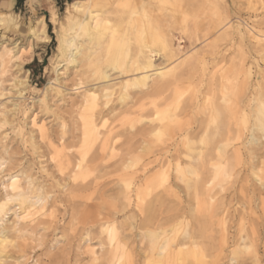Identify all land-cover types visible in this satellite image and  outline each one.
<instances>
[{
	"label": "rangeland",
	"instance_id": "1",
	"mask_svg": "<svg viewBox=\"0 0 264 264\" xmlns=\"http://www.w3.org/2000/svg\"><path fill=\"white\" fill-rule=\"evenodd\" d=\"M72 1L53 8L59 22ZM149 3L178 14L167 27L159 18L167 46L151 55L170 70L122 103L118 70L106 69L108 83L65 72L50 13L47 42L30 35L35 11L10 13L16 29L0 32V53L12 56L0 70V200L9 186L33 189L44 207L16 226L23 214L10 205L0 264H264V0ZM141 65L129 60L127 82L141 80Z\"/></svg>",
	"mask_w": 264,
	"mask_h": 264
},
{
	"label": "bare ground",
	"instance_id": "2",
	"mask_svg": "<svg viewBox=\"0 0 264 264\" xmlns=\"http://www.w3.org/2000/svg\"><path fill=\"white\" fill-rule=\"evenodd\" d=\"M160 8L156 7V4L155 6L150 4L149 0H74L66 5L64 11V19L61 22H59L57 18V14L54 11L55 9H51L49 22L57 26L56 29L58 44L56 48V56L61 57L64 62H66V67L64 69L65 72L72 69H76L77 72L75 70V73L79 74L82 72V74H84L83 72L90 71L91 73L89 77L92 76L93 79L96 80V78H94L95 76L97 77V80L99 82L108 83L110 81V78L107 75L106 69L111 68V70L113 71L118 70L120 75H125V81L122 85L124 93H122L123 96L120 101L121 103L125 102V100L129 98V88L141 87L144 90L148 89V85L149 83H151L150 81L155 82L157 79H162L167 75V71L169 72L170 70L169 64L160 68L158 66H155L151 57V55L158 54V51L155 48V44H157V42L162 40V42H160L162 44V47L166 48L167 46L168 32L162 30L164 29V27H159L160 24L158 20L159 18H165L163 20V26L165 27H167L169 20L174 19L175 22L179 20L175 17L174 13L176 12L169 13V10L166 9L162 11ZM177 15L178 14L176 13V16ZM17 20L18 17L13 14L0 13V32L1 30L16 29L18 25ZM46 28L47 26L44 17H38L30 27L31 37L37 39L40 42H47L49 40V37L46 33ZM131 42L134 43V45L131 44ZM170 47L172 48L171 44ZM132 58L136 59L138 63L142 64V67L141 69H139V72L137 74L138 76H141V80H133L131 82H127V63ZM176 58L177 57H175L174 59L178 60V58ZM11 60L12 56L10 55V50H6L5 52L3 51V53H0V70L3 69L4 66L7 65V63H9ZM137 75L132 74L131 77L136 78ZM49 86L50 83H47L44 90H46ZM222 87L221 101H226L225 98L229 95V93L226 87ZM219 111L220 110L217 108L215 111H213L214 113L212 114H215L213 115V119L216 120V118L220 114ZM229 114V121L230 123H232L234 114L232 108L230 109ZM212 122L214 121L212 120ZM228 132V137L225 141L216 143V153H222L223 151L225 152V150L227 151V148L230 145L229 143L232 135L231 130H229ZM193 140L190 139L189 136H186L181 140V142L186 149H191L190 147L191 145L193 146L194 143ZM136 160H138V158ZM213 168L218 173L216 175L225 176L228 174L227 169L224 166H220L219 163ZM189 173L193 174L191 171ZM163 178L167 177L163 176ZM161 181H163V179ZM8 188L10 190V193H8L3 200H0V221L3 220L2 218L10 210V205L14 204V206H17L23 214V216H18L15 218L16 226H21L25 222L26 225L34 222L39 209L44 207L43 193L40 194L41 192L39 193L38 191L32 192V189L30 194L31 196L29 195V197L25 192L18 190L17 188H13L11 186H9ZM30 189L31 188H29V191ZM35 205H37L38 210H35ZM110 236V239L108 240H111L113 242V236ZM153 237H155V235ZM10 244L11 240L9 237L6 236L5 231L0 233V246L2 247L6 245L9 247ZM159 250H161L162 252L161 254L158 253L159 258L168 256V245L160 247ZM155 254L156 253H154V255ZM0 258L3 257L0 256ZM154 260L156 259H153V261ZM158 260L159 259L157 258V261ZM159 262L160 261H158L157 263ZM164 262H166L165 259Z\"/></svg>",
	"mask_w": 264,
	"mask_h": 264
},
{
	"label": "crops",
	"instance_id": "3",
	"mask_svg": "<svg viewBox=\"0 0 264 264\" xmlns=\"http://www.w3.org/2000/svg\"><path fill=\"white\" fill-rule=\"evenodd\" d=\"M57 4L56 0H0V11L15 14L19 12L18 14L29 16L33 10L38 17L46 18Z\"/></svg>",
	"mask_w": 264,
	"mask_h": 264
},
{
	"label": "trees",
	"instance_id": "4",
	"mask_svg": "<svg viewBox=\"0 0 264 264\" xmlns=\"http://www.w3.org/2000/svg\"><path fill=\"white\" fill-rule=\"evenodd\" d=\"M56 1H57L58 5H60V4H63L64 2H66L68 0H56ZM34 63H35V61H34Z\"/></svg>",
	"mask_w": 264,
	"mask_h": 264
}]
</instances>
